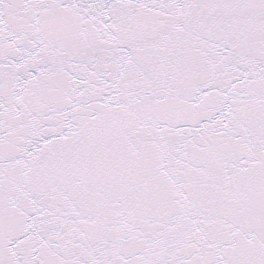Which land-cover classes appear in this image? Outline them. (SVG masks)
Listing matches in <instances>:
<instances>
[{
    "label": "snow or ice",
    "instance_id": "snow-or-ice-1",
    "mask_svg": "<svg viewBox=\"0 0 264 264\" xmlns=\"http://www.w3.org/2000/svg\"><path fill=\"white\" fill-rule=\"evenodd\" d=\"M0 264H264V0H0Z\"/></svg>",
    "mask_w": 264,
    "mask_h": 264
}]
</instances>
